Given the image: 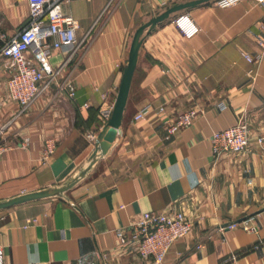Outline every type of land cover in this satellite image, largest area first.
Instances as JSON below:
<instances>
[{
    "label": "crops",
    "instance_id": "obj_1",
    "mask_svg": "<svg viewBox=\"0 0 264 264\" xmlns=\"http://www.w3.org/2000/svg\"><path fill=\"white\" fill-rule=\"evenodd\" d=\"M183 1H63V12L77 20V37L84 42L53 51V66H63L25 111L8 96L11 73L0 55V146L6 148L0 154V200L60 185L89 158L106 123L101 110L117 97L135 30L168 3ZM181 14L199 26L190 38L175 22ZM28 18L27 0H0V47L1 35L14 36ZM262 43L264 5L258 0L228 8L215 0L204 3L147 34L109 155L67 193L72 203L49 198L0 211L4 262L138 263L131 225L144 211H182L192 228L172 245L167 264H264ZM244 53L260 57L255 79L248 76L253 65ZM68 83L75 87L72 99L61 89ZM147 104L150 117L134 121ZM190 109L199 111L193 122L171 132ZM241 120L249 126L248 149L215 155L213 133ZM25 137L30 142L22 147ZM47 139H54L55 153L43 163Z\"/></svg>",
    "mask_w": 264,
    "mask_h": 264
},
{
    "label": "built area",
    "instance_id": "obj_2",
    "mask_svg": "<svg viewBox=\"0 0 264 264\" xmlns=\"http://www.w3.org/2000/svg\"><path fill=\"white\" fill-rule=\"evenodd\" d=\"M29 5V18L27 23L17 34L8 38L1 35L3 45L0 47V55L8 60L10 77L7 81L8 96L12 101L20 105V110L25 111L35 100L43 96L49 88L52 80L60 72L62 65L55 68L51 62L55 49H76L80 47L84 39L77 37L78 22L62 10L63 1L69 0H27ZM242 0H215L219 8H228L240 3ZM264 5V0H258ZM175 22L186 37H192L199 31V26L188 14H181ZM264 45V43H262ZM245 59L253 65L248 70V76L256 78L255 65L260 62V57L254 58L248 53L243 54ZM66 90L69 98L75 97V87L68 83L61 87ZM4 105V98L0 94V108ZM226 106L222 105V109ZM164 106L159 107L158 112L164 111ZM113 105L101 110V116L107 121L112 113ZM198 110L190 109L181 113L170 126V131L175 132L183 126L190 125L198 114ZM152 113V105L147 104L137 111L134 121L146 120ZM18 116V115H17ZM4 127L0 128V133ZM95 139L96 135H91ZM249 126L244 121L218 130L211 137L212 149L215 155L225 153H239L249 147ZM261 140V139H260ZM30 138L25 137L21 142L22 147L29 145ZM0 146V154L5 151ZM55 153L54 139H47L44 144L41 161L47 162ZM36 221V220H34ZM245 221L228 224L229 228L236 227ZM190 219L182 211L158 212L144 211L138 221L131 225L130 238L133 242L140 261L131 264H167L166 256L172 245L180 238L187 236L191 231ZM245 230L252 227L243 224ZM118 237L126 240L125 233L118 232ZM231 259H236L232 255ZM0 264L4 262L0 247Z\"/></svg>",
    "mask_w": 264,
    "mask_h": 264
},
{
    "label": "water",
    "instance_id": "obj_3",
    "mask_svg": "<svg viewBox=\"0 0 264 264\" xmlns=\"http://www.w3.org/2000/svg\"><path fill=\"white\" fill-rule=\"evenodd\" d=\"M211 1L214 0H185L177 3L170 2L162 11L156 12L148 21L139 25L132 37L127 62L123 70L122 80L113 104L112 113L99 132L95 142V148L89 158L60 185L49 186L1 199L0 211L49 198H62L72 203L67 193L87 178L95 169L97 163L109 155L113 147L119 129L123 123L133 76L139 62L141 47L146 35L156 31L158 27L171 23L174 20V17L180 12Z\"/></svg>",
    "mask_w": 264,
    "mask_h": 264
}]
</instances>
